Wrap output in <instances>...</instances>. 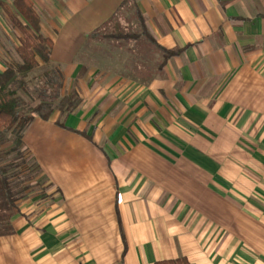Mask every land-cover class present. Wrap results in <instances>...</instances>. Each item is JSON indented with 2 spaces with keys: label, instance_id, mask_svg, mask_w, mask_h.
<instances>
[{
  "label": "crops",
  "instance_id": "obj_1",
  "mask_svg": "<svg viewBox=\"0 0 264 264\" xmlns=\"http://www.w3.org/2000/svg\"><path fill=\"white\" fill-rule=\"evenodd\" d=\"M125 1L9 2L80 103L24 132L47 191L18 202L0 264H264V0H128L183 51L145 81L87 52Z\"/></svg>",
  "mask_w": 264,
  "mask_h": 264
},
{
  "label": "rangeland",
  "instance_id": "obj_2",
  "mask_svg": "<svg viewBox=\"0 0 264 264\" xmlns=\"http://www.w3.org/2000/svg\"><path fill=\"white\" fill-rule=\"evenodd\" d=\"M0 16L6 21V24L14 31V27L5 13L0 8ZM112 23H108L99 31L93 33L94 37L88 40L89 57H93L95 63L105 70H117L122 75L131 76L138 80H150L157 75H160V66L164 62V54L159 51L142 33L143 29L135 13V8L131 1L113 17ZM118 24L123 35H142L136 41L130 39H113L110 36L117 31L114 25ZM19 37L13 43V36L6 35L3 28L0 26V55L6 62V68L16 67L21 63L17 48L21 33L18 31ZM4 53V54H2ZM98 55L104 57V62L97 61ZM49 69V67H48ZM48 72L46 67L36 69L26 80L27 84L23 89L15 87L16 98L19 102V111L21 114H32L33 108L40 103H49L55 101L52 97L57 94V90L46 86L48 78L45 72ZM56 87L59 86V81L52 82ZM60 88L61 96L67 94V87ZM60 100V99H59ZM59 100L55 103L58 108ZM48 108H44L40 114H47ZM14 134L11 131H6L0 136V167L8 169V176L15 191L24 190V197L21 201L37 194H44L47 191L45 182L40 176V172L35 167L33 159L30 156L22 154V156L12 153L6 154L9 148L13 145ZM45 195V194H44Z\"/></svg>",
  "mask_w": 264,
  "mask_h": 264
},
{
  "label": "trees",
  "instance_id": "obj_3",
  "mask_svg": "<svg viewBox=\"0 0 264 264\" xmlns=\"http://www.w3.org/2000/svg\"><path fill=\"white\" fill-rule=\"evenodd\" d=\"M10 1L16 0H3L0 1V8L5 13L13 27L21 33L20 46L17 48L18 55L21 59V63L16 67L7 68L6 71L0 73V136L6 131H11L14 134L13 145L9 148L6 154H18L22 156L29 154L24 150V132L28 125H30L35 117L32 114H21L19 111V102L16 98L15 87L20 86L21 89L27 84L26 80L30 75L38 68L46 67L44 74L48 78L46 86L57 90V94L52 97L53 103H40L33 108V113L37 114L44 120H48L52 112L60 110L63 112H74L80 100L76 92L70 95L61 96L60 88H62V77L57 69L50 67L51 64V50L52 42L50 39L42 36L37 31H34L28 25H25L17 16L13 7L10 5ZM128 0L125 1L121 8H124L128 4ZM135 13L143 29V35L153 44L156 48L164 54V62L160 66V73L163 72L164 67L170 59L180 55L183 51H170L156 44L153 37L148 33L145 21L140 13V10L136 3L133 4ZM114 18L111 19V23ZM117 33L110 36L113 39H130L133 38L138 41L142 35H123L121 28L118 24L114 25ZM94 37L95 35H91ZM90 36V37H91ZM42 64V66H41ZM49 67V69H48ZM59 81V86H55L52 82ZM60 99V100H59ZM59 100L58 108L55 107V103ZM44 108H48L47 114H40ZM0 155V160H1ZM35 167L39 170L37 164L34 162ZM24 190L15 191L8 176V169L6 167H0V236L10 234L12 232L11 220L18 202L25 196ZM156 264H192L187 259H177L171 261L158 262Z\"/></svg>",
  "mask_w": 264,
  "mask_h": 264
}]
</instances>
